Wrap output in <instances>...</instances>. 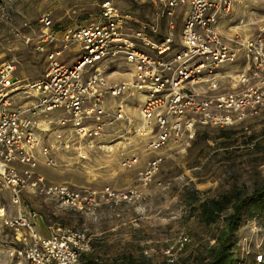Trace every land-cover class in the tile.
<instances>
[{
	"label": "built area",
	"instance_id": "2783aa9c",
	"mask_svg": "<svg viewBox=\"0 0 264 264\" xmlns=\"http://www.w3.org/2000/svg\"><path fill=\"white\" fill-rule=\"evenodd\" d=\"M152 1L153 17L130 32L126 29L128 16L109 1L102 4L96 21L64 27L61 47L48 48L44 74L34 82L21 85L15 80L13 62L0 65V183L18 206L14 217H7L0 207V218L21 242L13 248L12 264H79L90 250V238L84 230L49 223L48 235H41L34 224L36 212L21 211L22 192L89 213L100 205L138 199L163 162L160 155L149 159L138 173L139 185L124 190L109 186L74 189L65 183H47L35 170L40 163L55 165L53 147L63 139L60 128L74 124L77 137L84 141V149L78 152L81 159L92 150L110 149L104 127L121 120L131 129H117V143L138 138L145 143L142 152L153 153L173 141L178 142L175 151L182 153L199 127L241 124L264 110V26H258L256 34L249 37L237 32L224 36L219 21L236 0ZM182 5L185 11L176 48V10ZM160 22L165 23L166 32L156 38ZM40 23L38 51L57 39L49 14H44ZM239 24L246 25L243 20ZM71 47L76 59L69 64L65 57ZM117 58L133 69L128 81L114 83L107 71L105 63ZM233 66H237L235 70ZM19 91L27 98L13 106V96ZM135 96L138 100L132 106L137 118L127 110L129 99ZM108 98L113 103L110 107ZM55 111L57 115H51ZM53 125L57 128L52 143L48 134ZM139 155L123 157L120 166L134 168L140 162ZM17 165L23 166L21 171ZM188 242L189 236L181 232L176 251ZM170 251L164 252L166 261L174 264L176 257ZM254 261L264 262V254L257 252Z\"/></svg>",
	"mask_w": 264,
	"mask_h": 264
},
{
	"label": "rangeland",
	"instance_id": "374dc122",
	"mask_svg": "<svg viewBox=\"0 0 264 264\" xmlns=\"http://www.w3.org/2000/svg\"><path fill=\"white\" fill-rule=\"evenodd\" d=\"M106 1L128 16V32L153 17L152 0H0V65L13 62L15 80L21 85L40 79L46 69L48 48L62 45L63 28L96 21ZM184 11L185 5L176 10L177 25L173 32L176 48L180 45ZM44 14H49L57 39L38 51L40 18ZM240 20L246 25H240ZM260 25L264 26V0H236L219 21V29L226 37L236 32L249 37L256 34ZM165 32V23L160 22L155 37ZM142 49L152 53L149 48ZM72 50L73 47L66 51V63L71 64L76 59ZM174 52L172 50L171 54ZM105 64L114 83L131 79L133 69L124 59ZM13 98L14 104H18L27 97L25 92L19 91ZM137 100V96L132 97L129 104L134 105ZM56 128L53 125L48 134L52 143ZM104 129L105 141L112 147L106 151L92 150L86 159H81L78 152L84 149V141L77 137L74 124L60 128L63 139L53 147L55 165L47 167L40 163L36 173L47 183H65L74 189L101 190L109 186L124 190L139 185L138 173L149 159L155 155L164 157L159 172L138 199L100 205L89 213L63 208L55 199L43 196H37L39 203L28 199L31 203L27 201L26 205L37 212L40 210L50 223L87 233L90 250L79 264H89L88 260L93 264H111L126 257H133L142 264H168L164 253L168 249L176 257L174 264H207L224 214L216 223L206 225L200 220L198 203L235 190L250 194L263 184L264 110L247 117L241 124L199 127L182 153L175 151L178 142L173 141L155 153L142 152L145 143L138 138L117 143L114 132L131 129L125 120L107 124ZM59 144L62 145L57 147ZM133 153L140 154V162L134 168L123 169L121 159ZM9 204H13L10 192L0 183V207ZM181 232L189 236V242L181 251H176ZM13 239L14 231L0 218V264H12V251L17 246L12 243ZM231 242L237 264H264L254 261L257 252L264 254V207L248 206Z\"/></svg>",
	"mask_w": 264,
	"mask_h": 264
},
{
	"label": "trees",
	"instance_id": "16d2710c",
	"mask_svg": "<svg viewBox=\"0 0 264 264\" xmlns=\"http://www.w3.org/2000/svg\"><path fill=\"white\" fill-rule=\"evenodd\" d=\"M251 205L264 207V182L250 194L243 195L239 190H235L233 193L205 199L198 203L200 220L206 225L216 223L224 214L223 225L215 239V246L207 256V264H237L238 258L235 257L234 243L231 240L239 227L244 211ZM86 255L88 253L83 254L81 259ZM86 263L93 264L94 262L88 260ZM111 264L142 263L133 257H126Z\"/></svg>",
	"mask_w": 264,
	"mask_h": 264
},
{
	"label": "crops",
	"instance_id": "0c3cea01",
	"mask_svg": "<svg viewBox=\"0 0 264 264\" xmlns=\"http://www.w3.org/2000/svg\"><path fill=\"white\" fill-rule=\"evenodd\" d=\"M240 65V63H239ZM237 66H233V70H235ZM239 67V66H238ZM15 103H17V100L15 101ZM27 103V102H26ZM31 103V100L28 101V104ZM112 101L108 98L107 99V105H111ZM20 104V103H18ZM22 104V103H21ZM113 104V103H112ZM17 104H14L13 102V106H15ZM24 105V104H23ZM133 107L132 105H129L127 110H128V114L130 115H133L134 118H137V114L133 111ZM158 152V151H157ZM155 153V152H153ZM156 156V155H155ZM145 166V165H144ZM143 166V167H144ZM17 168L21 171L23 166H20V165H17ZM38 168V167H37ZM37 170V169H36ZM35 170V171H36ZM37 172V171H36ZM5 189V188H4ZM37 196H40V195H37V194H34V193H31V192H28V191H24L22 192L21 194V198H22V203L26 205L27 201H32V202H35V203H39L40 202V199L38 200ZM45 198V197H44ZM29 199V200H28ZM29 201V203H31ZM4 210H5V213H6V216L7 217H14L17 215V212H18V206L14 205V204H9V205H4L3 206ZM26 208H28V210H26ZM35 211L33 209H30L28 207V205H26L25 207L21 206V211L23 213L27 212V211ZM36 214H37V218L34 220V224H35V227H36V230L43 236H47L48 235V230H47V225L50 223L48 221H46V218H45V214L42 213L40 210L35 211ZM2 220V218H1ZM14 242L12 243H15L17 246L21 245V242H17L16 241V238L14 236V239H13Z\"/></svg>",
	"mask_w": 264,
	"mask_h": 264
},
{
	"label": "bare ground",
	"instance_id": "6f19581e",
	"mask_svg": "<svg viewBox=\"0 0 264 264\" xmlns=\"http://www.w3.org/2000/svg\"><path fill=\"white\" fill-rule=\"evenodd\" d=\"M94 176V175H93Z\"/></svg>",
	"mask_w": 264,
	"mask_h": 264
}]
</instances>
